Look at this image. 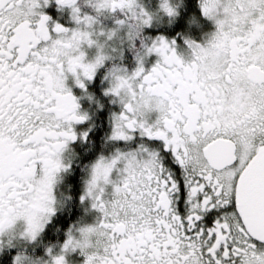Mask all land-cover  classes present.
<instances>
[{
	"label": "snow or ice",
	"instance_id": "6c2138e0",
	"mask_svg": "<svg viewBox=\"0 0 264 264\" xmlns=\"http://www.w3.org/2000/svg\"><path fill=\"white\" fill-rule=\"evenodd\" d=\"M21 3L0 0V213L6 201H19L23 194L11 177L30 152L6 134L5 121L10 126L15 119L13 100L20 97L41 115L59 113L68 121L54 133L41 126L33 139L55 135L60 144L67 143L76 138L71 122L86 118L77 111L68 87L58 92L50 86L46 95L31 88L27 95L21 93L24 74L37 67L26 61L38 54V42L50 37L49 17L38 11L40 0H32L36 11L30 18H12V7L18 9ZM237 3L245 16L251 12L250 29L247 35L231 38L235 55L223 71L210 77L213 82L194 75V67L182 66L174 42L163 36L149 51L164 63H154L146 72L143 66L134 70L141 87L162 95L167 108L156 124L136 116L131 102L112 114V138L127 141L134 131L142 138L128 149L132 151L116 149L113 156L114 162L122 155L143 158L139 173L122 176L115 186L116 192L136 200L139 209L130 229L108 216L104 226L117 240L99 259L87 256L84 264H264V51L256 48L264 39V0ZM57 4L70 6L74 17L81 18L75 0ZM118 4L113 0L114 8ZM162 7L172 12L167 4ZM201 10L209 15L205 5ZM216 24L227 43L223 21ZM51 27L55 33L69 31L60 23ZM80 67L84 78L91 79L97 66ZM75 83L85 86L83 78ZM117 114L121 125L114 122ZM38 169L36 163L32 172ZM93 207L104 212L106 205L97 196Z\"/></svg>",
	"mask_w": 264,
	"mask_h": 264
},
{
	"label": "clouds",
	"instance_id": "9594fccd",
	"mask_svg": "<svg viewBox=\"0 0 264 264\" xmlns=\"http://www.w3.org/2000/svg\"><path fill=\"white\" fill-rule=\"evenodd\" d=\"M86 2L90 3L97 12L107 10L111 13L113 9H120L123 16L116 18L114 26L93 27L94 17L87 15L90 19L85 20V16L79 15L81 18L77 20L73 15V19L77 22L76 27L67 32L57 33L54 38L43 40L44 43L39 46L38 54L30 56L26 61L37 67L34 71L24 74L25 79L21 88L23 95H27L29 88L34 91L39 90L41 94L46 95L50 86H55L56 91L63 92L67 88L65 81L69 74L74 80L84 78L83 69L80 67L82 64L97 66L110 56L109 40L115 36L121 42L126 41L129 47H134V38L140 35L142 27L156 15L155 11L146 10L138 0H119L115 8L113 0H86ZM179 3L180 0L175 2L160 0L159 7L167 12L162 7L167 4L172 9L171 13H167L174 15ZM198 3L200 8L202 4L208 8L209 15H204L202 10L201 12L212 20L214 29L204 34L202 43L187 39L186 53H177L175 47L174 50L182 66L194 67V75L211 83L213 81L210 77L223 71L235 55L231 38L247 35L253 17L250 11L247 16L244 15L237 0H198ZM17 11L20 16L14 15ZM35 11L32 0H22L18 9L12 7V18L28 19ZM7 15L10 14L6 12ZM234 15L236 20L233 19ZM218 20L223 21L224 31L230 38L227 43L221 40L216 24ZM121 29H123L122 35ZM155 40L156 38H153L151 43L144 44L141 37L142 47L136 50L137 67L142 66L140 61L150 52L149 49ZM84 44L95 46V52L91 56H86L82 47ZM256 48L264 51V39L257 42ZM157 62L163 64V57L158 56L155 63ZM134 70L128 72L123 65H112L105 74L108 84L104 92L111 93L120 105L131 102L136 116L142 120L150 118L151 123L156 124L167 108L164 97L147 87L142 88V81L136 80L133 75ZM133 86H135L134 96ZM12 114L15 117L12 124L9 126L5 121L6 134L10 133L18 145L29 148L30 152L13 171L11 177L15 184L22 186L23 194L19 201L11 203L6 201L5 210L0 213V243L5 245H14L21 238L31 241L36 237L41 228L39 225H43L55 208L60 206L61 200L54 193L53 186L59 179L58 173L68 168L70 163L67 143L60 144L55 135L47 138L42 135L33 139L41 126L50 133L67 127L68 121L63 116L59 113L41 115L32 106L26 105V101L20 97L13 100ZM114 122L116 125L123 123L118 114L115 115ZM29 140L31 142L26 144L25 142ZM115 152L116 150L108 155L98 154L87 164L86 174L82 177L81 198H87L90 207L94 208L93 205L99 196L106 205L105 211H98L99 215L93 217L90 222L78 220L74 229L70 226L66 230V239L58 251L53 252L51 246L45 247L46 258L32 257L20 252L13 257L12 264H57L58 259L61 260V264H66L65 250L75 248H79L85 258L92 256L94 259H99L117 240V237L104 226L103 222L108 216H111L113 221L119 220L129 229L132 227L139 209L138 202L124 192H116L115 186L122 183V176L131 175L133 172L138 174L144 166V161L143 158L133 154L122 155L118 162H114ZM36 163L39 164V169L33 173L32 169ZM53 164L59 167L53 168ZM113 170L115 176L111 175ZM106 175L107 179H105ZM106 185H111V189H106Z\"/></svg>",
	"mask_w": 264,
	"mask_h": 264
},
{
	"label": "flooded vegetation",
	"instance_id": "af4514ba",
	"mask_svg": "<svg viewBox=\"0 0 264 264\" xmlns=\"http://www.w3.org/2000/svg\"><path fill=\"white\" fill-rule=\"evenodd\" d=\"M138 3L146 10L155 11L158 14L165 12L159 7L160 0H138ZM75 6L79 9L78 15L83 9L89 10L93 15L123 16L120 9H113L111 13L107 12V10L97 12L93 6H88L86 0H75ZM38 11L48 15L49 20L47 23L50 37L52 38L57 35L51 27L54 23H60L69 30L77 24L73 19L72 8L68 5H58L57 0H48L47 4L40 0ZM181 15H189L184 21H180L182 28H185L186 32H175L167 40L174 42L173 46L177 53H186L188 51L186 39L202 43L204 34L212 31L215 25L211 19L202 14L198 0H180V3L177 4L176 13L172 15L173 18L169 25L176 27V21ZM147 35L150 38H146ZM161 35L166 36L160 32V25H152V28L143 26L140 35L133 40L134 47L126 45L121 50L122 60L120 62L123 67L128 70H133L137 67L136 50L142 47L141 37H143V43L148 44L151 43L153 38ZM43 43L44 41L38 42V46ZM157 59L158 55L154 52H149L144 56L140 61L144 71H148ZM111 64L112 61H109L98 70L95 69L91 79L83 78L84 88L76 84L70 74L68 75L65 83L76 97L77 111L85 114L86 118L71 122L76 138L67 142V155L70 163L68 168L62 169L58 173L59 179L53 186L54 193L58 196L62 195L60 206L55 208L49 215L36 237L31 241H23L21 246L17 245V241L14 245L0 243V264H12L13 257L20 252L32 257L42 256L46 258V246H51L53 252L58 251L60 245L66 239V230L70 226L74 229L78 220L82 219L90 222L93 217L99 215L97 209L90 207L87 198H81L82 177L86 174L87 164L100 153L108 155L116 149L127 151L135 148L141 141L142 138L138 131H134L131 138L127 141L112 138L110 135L112 113L116 112L117 107L119 112L121 107V105L117 106L119 103L116 102V98H113L111 93L104 92L106 86L103 79L107 72L105 69ZM82 132L84 133L83 136H81ZM111 175L115 176V170H113ZM105 187L108 190L111 189V185H106ZM18 223L22 222L18 221ZM64 257L66 264H82L85 259L79 248L65 250Z\"/></svg>",
	"mask_w": 264,
	"mask_h": 264
},
{
	"label": "rangeland",
	"instance_id": "374dc122",
	"mask_svg": "<svg viewBox=\"0 0 264 264\" xmlns=\"http://www.w3.org/2000/svg\"><path fill=\"white\" fill-rule=\"evenodd\" d=\"M174 2V0H173ZM88 6H92L90 5L89 3H87ZM85 15H88V16H92L94 17V22H93V27H96V26H103V27H111V26H114V22L116 20V18L118 17H112L111 15H105V14H100V15H93L89 10H81L80 11V16H85ZM121 17V16H119ZM172 18L173 16L172 15H169L167 12H161V13H156V15L154 16V18L146 25L144 26H148L149 28H152V25H155V26H168L170 21H172ZM77 25V24H76ZM76 27V26H75ZM121 31V35L123 33V29L120 30ZM163 36V35H161ZM166 40L168 39V36H163ZM146 38H150L149 35L146 36ZM157 38V37H156ZM187 40V39H186ZM108 44L111 45V48L109 49L110 51V56L106 57L103 61V63L97 65L96 67V70H98L99 68H101L102 66H104L107 62L109 61H112V65L114 64H119V65H122V63L120 62L122 60V56H121V50L124 46L128 45L126 41L124 42H121L120 40H117V38L114 36L111 40L108 41ZM85 53H86V56H91L94 52H95V46H89L87 44H84L82 45ZM111 66H107V68L105 69L106 71H108V69L111 67ZM124 69H126L124 67ZM128 72H132L133 70H128L126 69ZM104 83H105V86L107 87V84H108V80L106 78V75L104 76V79H103ZM114 98V97H113ZM120 104H118L117 106H119ZM121 108V107H120ZM119 108V109H120ZM116 112H118V107L116 108ZM115 113V112H114ZM60 199L62 198V195L58 196ZM23 241H27L23 238L17 240V245L18 246H21V242Z\"/></svg>",
	"mask_w": 264,
	"mask_h": 264
},
{
	"label": "trees",
	"instance_id": "16d2710c",
	"mask_svg": "<svg viewBox=\"0 0 264 264\" xmlns=\"http://www.w3.org/2000/svg\"><path fill=\"white\" fill-rule=\"evenodd\" d=\"M189 15H181V16H179L178 17V20L176 21V27L174 26V25H166V26H161L160 27V32L161 33H164L165 35H167L168 37L169 36H173V34L175 33V32H178V31H180V32H186L185 31V28H182V26H181V22L180 21H184V19L186 18V17H188ZM112 17H116V16H112Z\"/></svg>",
	"mask_w": 264,
	"mask_h": 264
}]
</instances>
